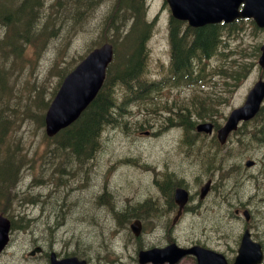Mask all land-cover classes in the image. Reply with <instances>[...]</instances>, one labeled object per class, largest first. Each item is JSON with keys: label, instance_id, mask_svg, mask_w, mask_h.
Masks as SVG:
<instances>
[{"label": "rangeland", "instance_id": "rangeland-1", "mask_svg": "<svg viewBox=\"0 0 264 264\" xmlns=\"http://www.w3.org/2000/svg\"><path fill=\"white\" fill-rule=\"evenodd\" d=\"M40 1V9L29 31H25L24 24L18 28L26 34H17L18 53L13 54L7 47L4 49L6 56L0 57L6 69L7 86L0 92V108L11 119L10 139L18 141L19 151L31 161L23 167L9 205L0 203V213L13 215L17 221L24 213L28 218L38 219L25 232L12 230L10 244L0 257V264H19L32 239L37 242L46 240L48 221L51 224V218L46 219V215L57 208L55 204L62 203L70 213L66 225L58 230L59 238L70 241L71 250L74 242L82 239V255L88 252H136L137 248L165 244L163 214L151 222L147 218L142 220L144 229L140 240L135 241L127 229V220L131 216L120 221L119 215L128 210L143 218L145 212L142 208L134 209V205L126 204L134 200H139L140 205L148 204V199L164 204L159 183L167 176L174 184L180 181L191 184V187L196 185L195 178L205 169L204 156L197 148L186 146V133L179 122L181 113L188 112L195 123L210 117L219 123L233 107L242 104L253 83L259 77L264 79V70L260 71L256 65V47L264 42V29L256 28L249 20L234 23L229 32L224 27L228 35L223 34V53L197 68L200 69L197 75L203 77L201 82L165 84L160 90L151 91L147 99L138 103L140 107L134 105L131 114L122 118L127 123H121V127L133 125V130L108 126L91 159L77 162L68 158L69 163L64 164L65 158L49 155L47 147L52 143L47 146L44 125L37 117H43L62 70L72 69L88 50L113 37L112 32H102V28L105 18L114 12L112 6L116 0H103L84 12L79 9L81 5L78 9L74 7L72 0H60V8L53 6L55 0ZM145 2V17L154 25L146 39L147 55L141 78L144 82H151L164 78L169 69V10L164 0ZM3 31L0 37L4 36ZM241 66L244 67L243 75L237 78L235 74ZM118 93L123 91L118 90ZM172 128L175 129L170 130ZM237 137L232 135L222 147L210 144L206 151L210 157L206 164H209L213 163L214 153L221 157L229 147L231 159L224 163L216 187L225 186L223 173H228L230 166H238L237 172L245 171L244 157L258 155L256 148L243 153L242 143H235ZM209 140L198 135L193 143L206 144ZM129 156L133 163H120ZM232 179L236 183L233 177L228 181L232 183ZM110 192L118 199L115 212L103 201ZM225 192L231 194L228 188ZM233 192L231 202L235 205L241 192L239 186L233 188ZM98 195L102 196L101 199L97 198ZM30 200L37 204L31 205ZM42 207L46 209L43 214L40 213ZM231 211L233 213V209ZM201 225L195 222L193 228H188L184 221L171 228L172 235L181 242L189 235L202 239L201 235L208 234L209 228H201ZM210 225L218 233V236L211 233L215 246L222 250L234 248L233 238L238 232L235 219L223 225V220L215 217ZM227 233L230 237L225 236Z\"/></svg>", "mask_w": 264, "mask_h": 264}, {"label": "trees", "instance_id": "trees-1", "mask_svg": "<svg viewBox=\"0 0 264 264\" xmlns=\"http://www.w3.org/2000/svg\"><path fill=\"white\" fill-rule=\"evenodd\" d=\"M102 1L72 0V3L77 9L81 5L79 9L81 8L84 12L94 8ZM40 5V0H0V33L4 30V36L0 37V57L6 56V50L3 49L7 47L13 54L18 53L17 41L19 38L17 39V34L26 35L18 28L24 24L25 31H29ZM56 5L58 8L61 7L59 1ZM142 9L141 1L137 3L136 7L125 0H116L113 4L112 11L114 10V12L105 18L102 28V32L107 30L113 33V37L108 41L114 47V58L107 69L104 84L96 98L77 121L52 138L45 136L47 146L51 143L53 146L52 149L51 146L47 147L51 157L65 158L64 164L69 163L68 158L75 159L77 162L89 158L101 140L102 131L111 123L116 110L123 111L126 104L139 100L143 91H152V88L161 84L163 86L166 83L186 85L196 83L199 78L197 73L200 72V69L197 70V68L201 67L203 62L214 54L218 56L223 53L221 46L225 42L222 43V35H228L232 25L227 27V32L221 25L191 28L180 21L170 19L171 59L168 72L160 82L147 86L141 75L147 55L145 38H147L153 23H148L145 20ZM128 22H130L129 31L124 33L123 27ZM1 63L0 60V92H3L7 87L5 85L6 69ZM67 72L62 70L58 85ZM241 74L240 71L235 75L239 78ZM118 90L123 91L120 96H117ZM37 118L43 125V117L38 116ZM190 120L189 115L184 114L182 117L186 129L193 128L194 121ZM11 133V119L2 113L0 108V203L2 202L5 206L10 203L23 167L25 164L31 163L30 159L19 151L18 141L10 139ZM235 143L246 142L237 138Z\"/></svg>", "mask_w": 264, "mask_h": 264}, {"label": "flooded vegetation", "instance_id": "flooded-vegetation-1", "mask_svg": "<svg viewBox=\"0 0 264 264\" xmlns=\"http://www.w3.org/2000/svg\"><path fill=\"white\" fill-rule=\"evenodd\" d=\"M254 118L256 124H264L262 109L259 110ZM249 123L251 124V121ZM259 132L260 140L258 143H242L243 148H245L243 153L256 148L258 155L254 158L244 157L245 171L239 170L237 172L236 167L238 166H230V171L223 173L225 186L222 188L216 187V185L219 184L218 181L221 178L219 174L225 168L224 163L227 162L228 158L231 159L229 147L223 152L224 154L221 158L214 153L216 160H223V165L215 168V164H206L210 158L207 157L206 151L209 149V145L212 144L213 139L206 137L210 139L206 141V144L187 143L189 145H186L188 148H197L201 152L200 155L204 156L205 163L203 168L205 167V169L200 172L201 174L199 173L200 175H197L195 178L196 185L193 184V187L189 183L182 182L181 188L187 192L186 202L182 208H179L175 200V187L173 186L159 187L164 194V204L148 199V204L143 206L144 218H147L149 222L163 214L162 222L166 243L161 246H165L168 243H175L183 249L198 246L219 253L224 259L222 264H234L237 249L242 245L245 249H250V251L245 252L244 258L237 264H264V130L259 129ZM204 145L206 146L204 147ZM247 159L252 162L249 166L245 164ZM232 177L237 180L236 183L233 179L232 183L228 181ZM207 182H209V187L203 192L202 186ZM159 184L162 185L163 182ZM238 186L241 191L238 194V203L232 205L233 188ZM226 188L231 191V194H226ZM112 196L115 202H118L114 194ZM63 204H55L57 208L46 215L48 220L51 218V224L48 221L47 239L42 242L32 239L25 255L20 257L19 264H65L64 261L68 259H75L78 262L77 264H81L82 259L86 264H199L197 256L191 253L183 254L174 262L165 261L162 263H154L152 261L141 263L138 258L139 252H89L82 258V239L76 240L74 249L71 250V242L66 241L64 238L62 240L59 238L58 230L66 225L69 219L68 214L70 213L66 205ZM128 205L133 206L134 204L129 203ZM231 209H233V213ZM215 217L221 218L223 225L228 224L232 218L238 223V232L233 238L235 246L231 250L219 249V247L215 246V242L211 240L212 234L215 233L218 236V233L210 225ZM184 221L187 222L188 228H193L195 222L202 223L201 228H209L208 234L201 235L202 239H200L196 238L192 232L193 237L189 235V238L185 237L183 242L179 241L177 236L172 235L171 228L180 225ZM10 224L11 240L12 230L14 229L12 222ZM18 230H20L19 232L27 231V229L22 227L18 228ZM225 236L230 237V234L227 233ZM150 247L152 246L146 247V249ZM259 253L260 258H257Z\"/></svg>", "mask_w": 264, "mask_h": 264}, {"label": "water", "instance_id": "water-1", "mask_svg": "<svg viewBox=\"0 0 264 264\" xmlns=\"http://www.w3.org/2000/svg\"><path fill=\"white\" fill-rule=\"evenodd\" d=\"M169 5L172 17L187 21L191 27H201L207 24L219 22L230 23L236 18H252L258 27L264 28V0H165ZM113 49L110 43H104L93 49L81 60L62 80L56 94L51 100L44 115V130L49 137L56 135L61 129L71 125L79 118L81 113L88 107L101 88L105 71L112 60ZM258 65L264 68V43L260 46ZM264 98V81L259 79L248 92L242 106L233 109L228 115L225 123L217 130V139L225 143L228 135L237 129L240 121L251 119L259 110L260 103ZM211 123H200L196 126L198 132L211 133ZM247 161L246 165H251ZM206 183L202 190L208 189ZM176 201L182 206L186 200L183 190L176 191ZM9 220L0 215V253L6 246L9 239ZM138 220L131 224L134 235L140 233ZM244 246L238 249L239 259L244 258ZM185 253H193L197 256L199 264H221V259H216L212 251L200 247H192L187 250L170 244L164 248H153L141 251L139 261L146 263H162L165 261L174 262ZM260 258V253L257 258ZM65 264H77L75 259L64 261ZM81 264H86L82 260Z\"/></svg>", "mask_w": 264, "mask_h": 264}, {"label": "bare ground", "instance_id": "bare-ground-1", "mask_svg": "<svg viewBox=\"0 0 264 264\" xmlns=\"http://www.w3.org/2000/svg\"><path fill=\"white\" fill-rule=\"evenodd\" d=\"M12 44V43H11ZM4 50V49H3ZM195 52V51H194ZM247 73V72H246ZM105 99V98H104ZM147 171V170H146ZM149 172V171H148ZM148 172L146 174H148ZM151 172V171H150ZM36 198V197H35Z\"/></svg>", "mask_w": 264, "mask_h": 264}]
</instances>
